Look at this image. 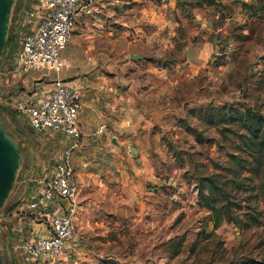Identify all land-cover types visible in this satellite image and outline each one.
<instances>
[{
  "label": "rangeland",
  "instance_id": "rangeland-1",
  "mask_svg": "<svg viewBox=\"0 0 264 264\" xmlns=\"http://www.w3.org/2000/svg\"><path fill=\"white\" fill-rule=\"evenodd\" d=\"M176 3L188 19L166 54V81L152 83L156 93L146 113L152 124L136 137L130 134L125 147L139 165L144 149L149 172L140 179L128 168L125 181H107V190L98 185L91 215L79 216L73 249L57 264L264 263V0ZM23 6L15 0L8 34L13 44L0 57V122L22 153L19 175L0 209L3 217L29 202L36 179L56 154L50 134L34 129L17 108L23 93L36 101L52 88L46 68L12 75L28 27ZM138 76L139 88L151 84L144 69ZM129 180L143 187L131 192L132 186L124 188ZM113 193L126 201L115 204ZM13 224L9 217L0 223L5 264H11L10 255L22 262L7 248Z\"/></svg>",
  "mask_w": 264,
  "mask_h": 264
},
{
  "label": "crops",
  "instance_id": "crops-1",
  "mask_svg": "<svg viewBox=\"0 0 264 264\" xmlns=\"http://www.w3.org/2000/svg\"><path fill=\"white\" fill-rule=\"evenodd\" d=\"M38 1L23 0L22 12L26 15L27 32L35 26L36 18L30 14ZM85 1L92 6L93 11L88 13L83 10L79 15L62 53L64 67L58 72L50 70L46 76L51 81L62 78L76 85L84 101L79 116L82 138L79 147L74 150L75 167L81 184L75 235L80 226L79 216L83 219V215H91L89 212L95 205L96 193L100 192L96 188L98 185L100 190H104V187L107 190V181H125L124 173L128 168L139 174L140 179L148 174L150 166L146 164L148 160L144 149L141 150L142 164L139 165L140 159H135L134 163L131 156L126 154L125 147L130 134L136 137V131L152 124L146 114L147 101L150 95L154 97L156 93V83H152L166 81V54L174 50L179 27L181 23L186 25L188 19L181 16L177 0ZM220 1L227 4L233 0ZM192 20H196V17ZM185 52L184 48L182 53ZM143 69L148 82L151 80L150 85L146 83L147 88L137 85L140 81L138 73ZM41 78L39 76L37 79ZM22 96L24 99L21 101L32 98L26 97L24 93ZM100 129L103 131L99 132ZM49 134V145L55 148V158L58 152L70 145L71 139L63 133ZM57 139L59 142H56ZM131 147L128 145L129 150ZM38 180L39 185L30 193V199L41 190ZM129 181L124 184V188L132 186L131 192H134L133 186L137 189L143 187L140 183H134V180ZM113 201L117 204L126 199L113 193ZM27 207L28 203L20 208L16 204L13 208L17 209L15 211L24 209L25 218L13 211L10 216L7 214L3 218L5 223L8 217L14 220L8 232V249H14V244L22 238L34 239L48 235L46 227L29 216ZM87 225L89 222H86ZM10 263L23 264L17 255H10Z\"/></svg>",
  "mask_w": 264,
  "mask_h": 264
},
{
  "label": "built area",
  "instance_id": "built-area-1",
  "mask_svg": "<svg viewBox=\"0 0 264 264\" xmlns=\"http://www.w3.org/2000/svg\"><path fill=\"white\" fill-rule=\"evenodd\" d=\"M83 10L93 11L85 0H39L30 14L36 18L35 26L22 39L11 68L12 75L21 78L42 68L61 71L64 67L63 50ZM51 83L52 88L38 100L20 101L17 105L34 129L63 133L71 139L70 145L57 153L51 169L40 175L41 190L28 202L29 216L42 223L48 235L22 238L14 244V250L25 264H57L67 249H73L69 243L75 237L80 208L81 184L74 150L82 138L79 116L84 101L80 89L71 82L57 78ZM16 213L25 218L24 209ZM3 218L0 216V223Z\"/></svg>",
  "mask_w": 264,
  "mask_h": 264
},
{
  "label": "water",
  "instance_id": "water-1",
  "mask_svg": "<svg viewBox=\"0 0 264 264\" xmlns=\"http://www.w3.org/2000/svg\"><path fill=\"white\" fill-rule=\"evenodd\" d=\"M15 0H0V57L8 40L9 27ZM213 27V24H210ZM188 57L194 59V49H189ZM115 141V139L113 140ZM134 154L136 147H131ZM22 153L18 143L11 137L7 128L0 122V209L6 203L21 168ZM2 231L0 228V264H5L1 251Z\"/></svg>",
  "mask_w": 264,
  "mask_h": 264
},
{
  "label": "trees",
  "instance_id": "trees-1",
  "mask_svg": "<svg viewBox=\"0 0 264 264\" xmlns=\"http://www.w3.org/2000/svg\"><path fill=\"white\" fill-rule=\"evenodd\" d=\"M9 41L7 40V43L9 45ZM13 44L10 43V45ZM254 130L255 131H258V127H254ZM262 143L264 144V140L262 141ZM15 206V205H14ZM217 225H218V222H217ZM230 264H264L262 261H259L257 259H253V258H247V259H242L240 261H235V262H231Z\"/></svg>",
  "mask_w": 264,
  "mask_h": 264
}]
</instances>
